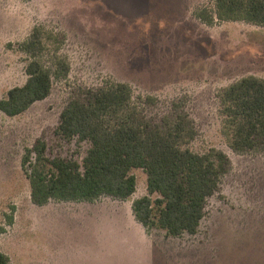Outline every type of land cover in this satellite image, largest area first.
I'll list each match as a JSON object with an SVG mask.
<instances>
[{
    "label": "rangeland",
    "instance_id": "rangeland-1",
    "mask_svg": "<svg viewBox=\"0 0 264 264\" xmlns=\"http://www.w3.org/2000/svg\"><path fill=\"white\" fill-rule=\"evenodd\" d=\"M205 8L215 0H0V100L27 81L20 45L35 27L59 36L70 65L45 100L15 117L0 110V252L11 264H118L120 254L126 264H264V149L230 148L218 101L244 77L264 79V27L207 25ZM110 81L128 84L152 120L186 111L197 129L187 146L230 159L196 234L172 237L136 219L133 201L150 195L142 168L131 171L137 187L127 200L32 201L27 150L42 141L47 157L83 163L91 145L58 134L61 113L80 88Z\"/></svg>",
    "mask_w": 264,
    "mask_h": 264
},
{
    "label": "trees",
    "instance_id": "trees-1",
    "mask_svg": "<svg viewBox=\"0 0 264 264\" xmlns=\"http://www.w3.org/2000/svg\"><path fill=\"white\" fill-rule=\"evenodd\" d=\"M198 17L207 25L225 21L264 27V0H215V8L203 9ZM60 41L58 35L38 26L20 45L30 58L28 78L0 100V110L7 116L21 115L48 98L53 77L68 75L70 65L60 54ZM218 101L222 133L230 148L239 153L264 149V79L244 77L223 88ZM178 109L156 121L147 117L141 98L135 99L126 83L80 88L63 109L57 132L91 146L83 163L47 157L42 141L28 149L23 164L31 166L32 201L44 206L52 200L94 203L105 196L127 200L137 187L131 171L142 168L149 194L159 198L134 200L136 219L146 229L161 228L172 237L196 234L230 159L217 149L204 154L192 151L187 145L196 137L195 123ZM33 153L36 158L31 162ZM0 264H11L2 252Z\"/></svg>",
    "mask_w": 264,
    "mask_h": 264
},
{
    "label": "crops",
    "instance_id": "crops-1",
    "mask_svg": "<svg viewBox=\"0 0 264 264\" xmlns=\"http://www.w3.org/2000/svg\"><path fill=\"white\" fill-rule=\"evenodd\" d=\"M46 205H49V203L48 204H46ZM117 207H120V206H117ZM96 219V218H95ZM126 255H123V254H120V263H118V264H123L124 263V261L123 260H126V257H125ZM116 257V256H115ZM118 258V257H117ZM116 258V259H117ZM119 261V260H118ZM124 264H126V263H124Z\"/></svg>",
    "mask_w": 264,
    "mask_h": 264
}]
</instances>
